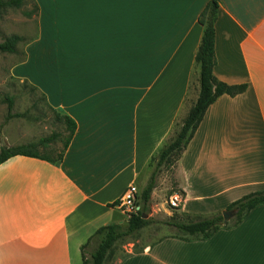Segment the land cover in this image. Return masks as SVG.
Listing matches in <instances>:
<instances>
[{"label":"crops","instance_id":"crops-1","mask_svg":"<svg viewBox=\"0 0 264 264\" xmlns=\"http://www.w3.org/2000/svg\"><path fill=\"white\" fill-rule=\"evenodd\" d=\"M30 1L38 33L18 34L24 59L12 73L77 129L60 162L0 167V264H79L100 228L123 224L113 205L146 187L197 101L199 18L212 0ZM218 2L214 75L248 89L210 106L177 162L181 214L223 213L264 190V0ZM118 264H264V205L209 239L166 236Z\"/></svg>","mask_w":264,"mask_h":264},{"label":"trees","instance_id":"trees-1","mask_svg":"<svg viewBox=\"0 0 264 264\" xmlns=\"http://www.w3.org/2000/svg\"><path fill=\"white\" fill-rule=\"evenodd\" d=\"M24 4V0H0V14L6 8L19 9L23 7ZM34 6L35 13H37L38 6ZM218 9V0H212L200 15L199 22L204 27V33L195 57L196 63L200 66L199 96L197 101L191 107L187 117L182 122L179 130L175 133L174 138L171 139L178 123L175 125L171 137L163 149L157 157L153 158V162H156L155 169L152 172L146 187L138 196L140 209L136 214L131 216L126 227L122 224H109L100 228L82 248L83 264H105L118 242L124 241L127 238H135L141 230L153 223V220L147 216L151 210L152 195L157 188L160 170L163 167L177 165V162L186 151L191 140L194 138L211 105L223 95L236 97L247 91V84L229 85L219 81L214 75V68L216 65L215 23L217 20ZM25 15L31 17L32 12H25ZM23 41H25V38L22 36H9L0 43V52L15 54L18 52V45ZM32 90L37 91L33 86ZM43 99L45 100L44 96ZM1 103L7 104V122L15 118H24L26 116L24 113L14 112L15 98L13 96L5 95L1 99ZM57 120L65 126L68 136L64 142L63 152L56 159L42 156L36 152V149L38 146L47 147L55 143L60 137H62L61 133H53L49 137L40 139L38 143H29L14 147H2L0 149V167L11 158L17 156L40 158L54 164L62 161L64 153L74 137L77 125L70 117L62 116L59 113H57ZM262 205H264V190L248 194L229 205L226 211H236L234 218L229 222L224 221L222 213L209 216L182 214L183 217H180L177 214L180 209H177L170 217V221L165 223L173 228L174 233L172 236L175 238L184 241L206 240L220 229H229L239 225L252 210ZM115 206L116 204L113 205V207ZM88 247L92 248L90 257H87L86 254V249Z\"/></svg>","mask_w":264,"mask_h":264},{"label":"rangeland","instance_id":"rangeland-1","mask_svg":"<svg viewBox=\"0 0 264 264\" xmlns=\"http://www.w3.org/2000/svg\"><path fill=\"white\" fill-rule=\"evenodd\" d=\"M24 1L23 7L19 9L6 8L0 14V43L9 36L18 35L23 30L27 33L26 39L37 35L34 3L30 0ZM25 12H32V16L27 17ZM23 45V42L18 45V53L15 54L0 52V149L2 147L19 146V143H38L40 139L49 137L53 133H61L62 137L55 143L47 147L38 146L36 149L38 154L56 159L64 150V142L68 133L65 130V126L58 122L57 113L47 106L42 94L39 91H33L26 80L17 79L12 73V69L16 66L20 67V63L24 59L22 53ZM23 70L24 68L22 67L19 69V71ZM198 88L200 91V85ZM5 95L15 98L14 112L24 113L26 115L24 118L6 121L8 114L7 104L1 103V99ZM187 111L186 109L181 120L178 121L171 139L174 138L175 133L179 130L190 110ZM155 165V161L151 163L150 175L154 171ZM176 168L177 165L163 167L159 172L157 188L153 192L151 210L147 216L153 220V223L141 230L135 238H127L118 242L105 264H118L120 260L131 253L139 252L145 244L153 243L174 233L173 228L166 225L165 222L170 221V217L175 212L168 202L171 195L177 191ZM141 193L142 189L139 188V194ZM177 214L183 217L180 212H177ZM122 218V225L126 227L129 220L127 216L121 215L119 212L114 214L115 221ZM91 251V247L86 249L87 257H90ZM78 262L83 264L82 255Z\"/></svg>","mask_w":264,"mask_h":264},{"label":"built area","instance_id":"built-area-1","mask_svg":"<svg viewBox=\"0 0 264 264\" xmlns=\"http://www.w3.org/2000/svg\"><path fill=\"white\" fill-rule=\"evenodd\" d=\"M138 196V188L136 186H130L116 203V208L127 216L128 219L140 209ZM183 201L184 197L180 193H174L171 195L168 203L173 210H177L181 207Z\"/></svg>","mask_w":264,"mask_h":264},{"label":"water","instance_id":"water-1","mask_svg":"<svg viewBox=\"0 0 264 264\" xmlns=\"http://www.w3.org/2000/svg\"><path fill=\"white\" fill-rule=\"evenodd\" d=\"M236 214V211H223L222 215L225 222H229L231 218Z\"/></svg>","mask_w":264,"mask_h":264}]
</instances>
